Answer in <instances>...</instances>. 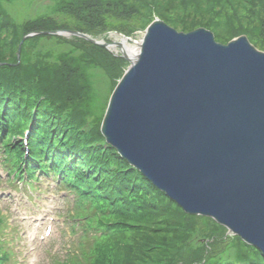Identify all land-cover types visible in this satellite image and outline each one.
<instances>
[{"label":"trees","instance_id":"trees-1","mask_svg":"<svg viewBox=\"0 0 264 264\" xmlns=\"http://www.w3.org/2000/svg\"><path fill=\"white\" fill-rule=\"evenodd\" d=\"M51 11L58 16L18 22L0 7V140L29 180L39 170L76 191L80 257L67 264H264L260 249L185 212L106 141L107 103L98 117L95 86L113 91L128 65L123 56L58 34L32 35L19 51L32 31L73 29L109 41L113 32L133 36L155 16L185 32L207 27L223 43L246 34L264 50V0H51ZM9 252L0 240V264Z\"/></svg>","mask_w":264,"mask_h":264},{"label":"water","instance_id":"water-1","mask_svg":"<svg viewBox=\"0 0 264 264\" xmlns=\"http://www.w3.org/2000/svg\"><path fill=\"white\" fill-rule=\"evenodd\" d=\"M102 120L107 141L190 214L208 216L264 253V50L245 34L227 43L155 16ZM123 38H128L123 36ZM122 38V39H123Z\"/></svg>","mask_w":264,"mask_h":264},{"label":"rangeland","instance_id":"rangeland-1","mask_svg":"<svg viewBox=\"0 0 264 264\" xmlns=\"http://www.w3.org/2000/svg\"><path fill=\"white\" fill-rule=\"evenodd\" d=\"M0 7L18 22L33 18L37 13H54L51 11V0H0ZM54 16H58V13H54ZM141 34L142 31H137L132 37L136 40ZM108 37L113 41L122 36L111 33ZM128 41L130 46H136L134 40ZM112 51L117 52L114 49ZM101 76L96 71V78ZM95 87L98 93L95 105L99 117L101 113L98 105L103 101L108 103L112 92L108 86L97 84ZM2 150L4 148L0 143V216L4 217L0 221V240L5 249L11 251L7 264H67L71 258L80 257L82 228L78 225L80 220L75 224L70 218L69 211L74 206L73 198L70 195L63 196L51 177H40L34 183L36 190L30 189L19 179H11ZM48 224L52 225V230L42 238Z\"/></svg>","mask_w":264,"mask_h":264},{"label":"bare ground","instance_id":"bare-ground-1","mask_svg":"<svg viewBox=\"0 0 264 264\" xmlns=\"http://www.w3.org/2000/svg\"><path fill=\"white\" fill-rule=\"evenodd\" d=\"M122 44H123V48H124V50L129 54V55H132V54H134L136 51H137V48L134 46V47H132V46H130L129 44H128V40H126V39H122Z\"/></svg>","mask_w":264,"mask_h":264}]
</instances>
